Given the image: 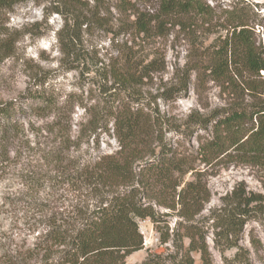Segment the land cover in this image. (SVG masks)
<instances>
[{
    "label": "trees",
    "instance_id": "1",
    "mask_svg": "<svg viewBox=\"0 0 264 264\" xmlns=\"http://www.w3.org/2000/svg\"><path fill=\"white\" fill-rule=\"evenodd\" d=\"M21 1L25 0H0V12ZM55 1L56 12H69L72 22L77 18L74 10L81 0ZM116 7L122 17L117 30L128 39L115 48V55L104 62L93 61L87 52H72L73 68L93 73L102 91L111 92L102 108L89 111V124L96 131L111 122L118 148L85 164L69 155L62 159V150L36 148L45 164L61 172L62 181L83 187L88 201L72 204L67 214L42 217L45 229L29 249L36 251L35 260L22 259L21 254L8 264H126L130 254L144 247L139 223L146 219L161 242L170 241L171 247L165 253L149 252L140 264H194L193 253L199 254L202 264H215L206 242L209 229L220 253L234 248L239 257L245 225L264 213V193L240 181L206 218L200 217L210 199L207 177L218 168L256 169L263 172L264 187V45L255 42V11L242 0L233 1L220 16L205 0H158L153 13L138 10L130 0H117ZM100 24L107 28L106 22ZM190 24H213L225 32L192 46L159 96L181 97L193 76L197 84L212 81L224 103L205 112L193 110L174 122L159 111L156 99L143 94L141 86L164 68V54L152 48L154 38L164 36L168 27ZM76 29L71 23L72 43ZM11 48V42L0 39V51L7 54ZM37 85L26 88L20 100H29V108L39 115L55 103ZM16 104L13 99L0 103L2 166L19 130ZM194 136L196 145L191 142ZM173 213L178 218L170 228L168 218Z\"/></svg>",
    "mask_w": 264,
    "mask_h": 264
},
{
    "label": "rangeland",
    "instance_id": "2",
    "mask_svg": "<svg viewBox=\"0 0 264 264\" xmlns=\"http://www.w3.org/2000/svg\"><path fill=\"white\" fill-rule=\"evenodd\" d=\"M205 1L220 16L222 10L229 9L236 0ZM242 1L255 11V42L264 45V0ZM130 3L146 13L155 12L158 6V0H130ZM116 5L117 0H81L75 7L77 18L73 22L68 19L72 15L69 12H56L55 0H25L7 12H0V39L12 43L7 54L0 51V103L16 100L19 127L6 161L3 166L0 164V264L14 262L21 254L22 259L33 262L36 251L29 249L45 229L40 222L42 217L60 215V211L67 214L72 204L88 201L83 187L78 189L74 183L62 181L61 172L53 169L54 165L45 164L36 148L62 150V159L69 155L83 164L92 163L97 156L113 153L118 148L111 122L107 128L103 124L96 131H92L89 124V111L102 108L111 92L102 91L93 73L82 74L73 68L75 51L87 52L93 61L106 62L115 55V48L128 39L126 33L117 30L118 19L122 17ZM220 19L222 22V17ZM100 20L106 22L107 28L100 26ZM71 23L77 28L73 43L69 38ZM223 33L213 24H192L189 28L168 27L164 36L154 38L151 45L164 54V68L155 72L152 79H146L141 91L150 99H156L159 111L171 121L181 120L193 110L205 112L224 103L219 88L212 81L197 84L193 76L181 97L164 100L159 96L173 81L175 69L186 62L192 46L207 43ZM69 51L74 52L68 55ZM36 84L51 95L55 103V107L39 115L29 108V100H20L26 88L34 89ZM191 142L196 145L195 136ZM262 173L241 165L218 168L207 177L210 199L200 217L206 218L220 205L221 197L240 181L248 189L264 193L260 181ZM36 178L41 180L37 182ZM177 218L174 213L169 216L170 228ZM139 224L144 247L130 254L126 264H140L149 252L165 253L171 247L170 241L161 242L159 232L148 219ZM206 242L215 264H264V213L245 225L239 241L241 256L235 257L234 248L220 253L213 245L211 229L206 234ZM193 257L194 264H202L198 253H193Z\"/></svg>",
    "mask_w": 264,
    "mask_h": 264
}]
</instances>
